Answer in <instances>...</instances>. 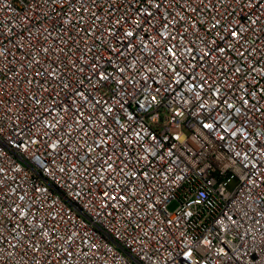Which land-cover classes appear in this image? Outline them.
<instances>
[{"label":"built area","instance_id":"built-area-1","mask_svg":"<svg viewBox=\"0 0 264 264\" xmlns=\"http://www.w3.org/2000/svg\"><path fill=\"white\" fill-rule=\"evenodd\" d=\"M0 264H264V0H0Z\"/></svg>","mask_w":264,"mask_h":264},{"label":"rangeland","instance_id":"rangeland-1","mask_svg":"<svg viewBox=\"0 0 264 264\" xmlns=\"http://www.w3.org/2000/svg\"><path fill=\"white\" fill-rule=\"evenodd\" d=\"M177 206V203L176 202H171L169 205H168V209L170 211H173Z\"/></svg>","mask_w":264,"mask_h":264},{"label":"snow or ice","instance_id":"snow-or-ice-1","mask_svg":"<svg viewBox=\"0 0 264 264\" xmlns=\"http://www.w3.org/2000/svg\"><path fill=\"white\" fill-rule=\"evenodd\" d=\"M157 7H159V5H157ZM128 35H131V33H128ZM234 35H235V33H234Z\"/></svg>","mask_w":264,"mask_h":264}]
</instances>
